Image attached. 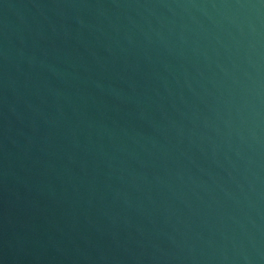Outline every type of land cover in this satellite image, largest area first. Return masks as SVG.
I'll return each instance as SVG.
<instances>
[{
	"label": "water",
	"instance_id": "1",
	"mask_svg": "<svg viewBox=\"0 0 264 264\" xmlns=\"http://www.w3.org/2000/svg\"><path fill=\"white\" fill-rule=\"evenodd\" d=\"M0 264H264V0H0Z\"/></svg>",
	"mask_w": 264,
	"mask_h": 264
}]
</instances>
